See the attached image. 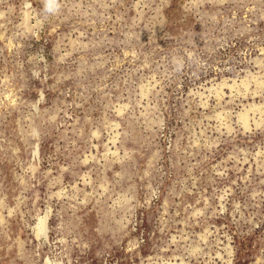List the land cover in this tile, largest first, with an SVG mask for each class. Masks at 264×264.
I'll return each mask as SVG.
<instances>
[{"label": "rangeland", "instance_id": "obj_1", "mask_svg": "<svg viewBox=\"0 0 264 264\" xmlns=\"http://www.w3.org/2000/svg\"><path fill=\"white\" fill-rule=\"evenodd\" d=\"M55 3L0 0V264H264V0Z\"/></svg>", "mask_w": 264, "mask_h": 264}, {"label": "clouds", "instance_id": "obj_2", "mask_svg": "<svg viewBox=\"0 0 264 264\" xmlns=\"http://www.w3.org/2000/svg\"><path fill=\"white\" fill-rule=\"evenodd\" d=\"M58 8V4L55 0H45V10L48 12H54Z\"/></svg>", "mask_w": 264, "mask_h": 264}, {"label": "bare ground", "instance_id": "obj_3", "mask_svg": "<svg viewBox=\"0 0 264 264\" xmlns=\"http://www.w3.org/2000/svg\"><path fill=\"white\" fill-rule=\"evenodd\" d=\"M227 84V83H226ZM260 107V106H259ZM258 109V108H257ZM247 110V109H246ZM249 112V111H248ZM247 113V112H246ZM244 120V119H243ZM258 123V122H257ZM39 154V153H38ZM48 214H49V212H48ZM48 225V224H47ZM227 248V247H226Z\"/></svg>", "mask_w": 264, "mask_h": 264}]
</instances>
